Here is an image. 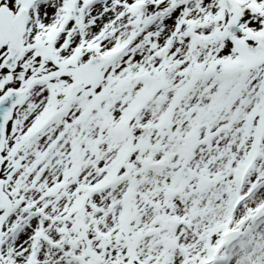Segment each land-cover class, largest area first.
<instances>
[{
    "label": "snow or ice",
    "instance_id": "6c2138e0",
    "mask_svg": "<svg viewBox=\"0 0 264 264\" xmlns=\"http://www.w3.org/2000/svg\"><path fill=\"white\" fill-rule=\"evenodd\" d=\"M0 264H264V0H0Z\"/></svg>",
    "mask_w": 264,
    "mask_h": 264
}]
</instances>
